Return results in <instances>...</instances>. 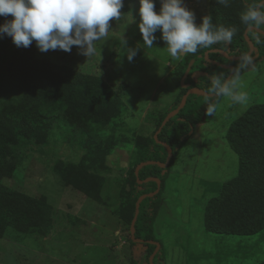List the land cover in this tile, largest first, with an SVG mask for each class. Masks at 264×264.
I'll use <instances>...</instances> for the list:
<instances>
[{
    "label": "rangeland",
    "instance_id": "rangeland-1",
    "mask_svg": "<svg viewBox=\"0 0 264 264\" xmlns=\"http://www.w3.org/2000/svg\"><path fill=\"white\" fill-rule=\"evenodd\" d=\"M154 2L159 11L160 0ZM184 3L195 13L196 23L210 15L208 0ZM138 8V0H124L121 19L110 21V39L102 45L97 42L98 53L91 59L75 46L70 53L59 49L44 53L35 46L37 59L103 79L125 109L93 138L53 122L44 137L14 145L15 167L2 182L44 201L49 223L26 233L6 227L0 238V264H145L147 249L133 242L129 232L131 171L153 135L159 114L181 91L170 72L187 68L188 53L173 59L159 31L155 45L147 48L138 27ZM130 14L134 22L124 30ZM123 30L128 47H141L131 62L121 53ZM5 45L0 37V67L6 64L1 62ZM252 60L241 73L247 106L219 97L215 115L194 126L166 170L152 224L165 264H254L264 259V228L250 235H227L204 227L209 200L238 171L237 156L225 139L228 128L250 105L264 103V56ZM15 92L0 79L1 100Z\"/></svg>",
    "mask_w": 264,
    "mask_h": 264
},
{
    "label": "trees",
    "instance_id": "trees-1",
    "mask_svg": "<svg viewBox=\"0 0 264 264\" xmlns=\"http://www.w3.org/2000/svg\"><path fill=\"white\" fill-rule=\"evenodd\" d=\"M247 2L251 3L252 0ZM208 4L215 26H235L237 32L230 44H214L198 49L195 54H187L186 65L190 61L192 65L184 80L186 87H182L180 82L186 67L170 72L178 79L181 91L167 110L159 114L153 135L145 142L135 166L147 160H166L167 149L156 142L154 133L166 114L178 106L189 87L198 86L207 91L212 76L223 73L226 78L229 74V69L206 60L205 52L221 49L230 55H244L249 49L244 38V31L248 27L239 20L245 0H230L227 7L217 4L216 0H208ZM4 22L5 18L0 17V23ZM259 29L264 30V26ZM247 35L255 47L251 56L263 57L264 35L254 29L249 30ZM1 38L8 45L1 50L5 59L1 62L6 64L0 67V79H5L16 92L15 96L0 99V238L6 227L26 233L32 229L46 228L49 223L44 201L16 192L2 182L15 167L14 145L22 140L44 137L53 122L66 126L83 138H93L99 128L112 122L113 116L125 109L118 94L100 77L35 58V43L27 48L17 47L7 35ZM207 58L223 64L235 63L214 51L209 52ZM218 99L215 98L216 102ZM206 106L205 96L188 95L185 105L158 133V139L172 149L168 165L162 168L157 164H147L138 172L139 179H160L158 193L142 199L135 221V236L143 240L140 244L146 247L148 258L155 248V244L149 241L159 242L152 234L154 203L161 193L166 170L190 139L194 126L209 117L205 114ZM225 139L237 156L238 171L222 184L219 194L209 200L204 212V227L208 232L227 235L254 234L264 228V103L250 105L230 124ZM135 166L131 171L134 181L130 188V222L137 198L155 190L157 186L155 181L139 184L134 173ZM161 252L160 243L153 259L155 264H165ZM148 258L145 264H150ZM254 264H264V259Z\"/></svg>",
    "mask_w": 264,
    "mask_h": 264
},
{
    "label": "clouds",
    "instance_id": "clouds-1",
    "mask_svg": "<svg viewBox=\"0 0 264 264\" xmlns=\"http://www.w3.org/2000/svg\"><path fill=\"white\" fill-rule=\"evenodd\" d=\"M138 3V27L143 44L152 48L159 31L173 59L186 53L195 54L198 49L214 44H230L237 32L235 26H215L210 15L202 16L196 23L195 13L184 0H160L159 11L155 10L154 0H138ZM216 3L227 7L230 0H216ZM123 7L124 0H0V17L5 18V22L0 23V37L7 35L17 47L27 48L35 43L44 53L57 49L70 53L75 46L81 55L91 59L98 53L97 42L102 45L110 39L113 29L110 21L121 19ZM134 19L130 14L123 29ZM239 20L250 28L264 26V0L251 3L245 0ZM124 30L120 33L121 53L131 62L141 47L139 44L128 47ZM239 61L228 78L223 73L210 78L205 94L207 116L215 115L217 97L227 98L230 104L247 106L249 97L243 90L241 73L253 60L244 54Z\"/></svg>",
    "mask_w": 264,
    "mask_h": 264
},
{
    "label": "water",
    "instance_id": "water-1",
    "mask_svg": "<svg viewBox=\"0 0 264 264\" xmlns=\"http://www.w3.org/2000/svg\"><path fill=\"white\" fill-rule=\"evenodd\" d=\"M251 29H254L255 31H257L260 34H263L264 35V30H262V29H257L255 27H251V28L248 27V28H246V30L244 31V38H245V40L247 41V43L249 45V49H248V51L245 54H248L250 56H251L252 52L255 50L254 49L253 42L251 41V39L247 35V32L249 30H251ZM211 51L219 52V53L223 54L230 61H238L239 58L242 55H229V54H227V52H225V51H223L221 49H211V50H208V51L205 52V58H206V60H208L209 62H211L213 64H218V65L222 66L223 68L229 69V74L226 77V78H228L232 74V70L234 69V66L231 65V64H228V65L221 64V63H219V62H217L215 60L208 59L207 58V55ZM191 64H192V61L188 64V66H187V68H186V70H185V72H184V74H183V76L181 78V86L182 87H186V85L184 84V80H185V78H186V76H187V74H188V72L190 70ZM206 92L207 91H205L204 89H202V88H200L198 86L189 87L186 90V92L182 95L181 100H180V103L178 104V106L176 108H174L173 110L169 111L166 114V116L163 118L160 126L155 131V133H154V139L156 140L157 143L164 145L166 147V149H167V157H166V160L164 162L156 161V160H147V161H142V162L138 163L135 166L134 173H135V176L137 178V182L139 184H141L143 182H148V181H155L156 184H157V186H156V189L155 190L140 195L137 198L136 202H135V211H134V215H133V218H132V220L130 222V227H129L130 237H131V239H132L133 242H137V243L143 242L142 239H140V238H138V237L135 236V221H136V218H137V215H138V212H139L140 202L142 201V199H144L146 197H150V196L155 195L156 193H158V191L160 189V179L159 178H157V177H146L144 179H139L138 172H139V170H140V168L142 166L147 165V164H157V165H159L162 168H165L168 165V163L170 161V158L172 156V149H171V147L168 144H166L165 142L160 141L158 139V133H159L160 129L166 124V122L174 114H176L185 105L188 95H190V94H199V95L205 96ZM149 242L155 244V248H154L153 252L150 254L148 260H149V263L150 264H155L153 259H154L155 254L157 253V251L160 248V243L157 242V241H153V240H150Z\"/></svg>",
    "mask_w": 264,
    "mask_h": 264
},
{
    "label": "flooded vegetation",
    "instance_id": "flooded-vegetation-1",
    "mask_svg": "<svg viewBox=\"0 0 264 264\" xmlns=\"http://www.w3.org/2000/svg\"><path fill=\"white\" fill-rule=\"evenodd\" d=\"M254 49H255V47H254ZM225 52H227V51H225ZM253 53V52H252ZM227 54H228V52H227ZM223 55V54H222ZM230 55V54H229ZM224 56V55H223ZM230 61V60H229ZM233 62H236V61H233ZM221 64H223V63H221ZM225 65H228V64H230V63H224ZM231 65H233V64H231ZM234 66V65H233Z\"/></svg>",
    "mask_w": 264,
    "mask_h": 264
}]
</instances>
